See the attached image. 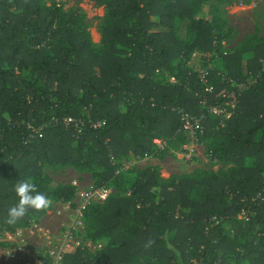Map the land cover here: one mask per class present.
Instances as JSON below:
<instances>
[{
    "label": "trees",
    "instance_id": "16d2710c",
    "mask_svg": "<svg viewBox=\"0 0 264 264\" xmlns=\"http://www.w3.org/2000/svg\"><path fill=\"white\" fill-rule=\"evenodd\" d=\"M91 1L103 8L98 44L78 9L0 0V232L27 227L50 207L6 222L18 202L13 186L25 177L73 207L75 186L52 189L43 175L68 166L89 173L94 187L125 186L80 211L85 237L106 244L76 247L62 264H264V38L222 55L208 70L207 93L187 61L228 36L216 4L208 21L193 18L199 0ZM182 20L184 41L175 33ZM228 80L247 87L237 91ZM227 94L229 116L211 114ZM180 111L200 118L193 137ZM62 117L79 120V131ZM191 141L230 166L166 179L154 165L127 176L118 170L124 158L180 151ZM41 263L50 264L47 253Z\"/></svg>",
    "mask_w": 264,
    "mask_h": 264
},
{
    "label": "rangeland",
    "instance_id": "374dc122",
    "mask_svg": "<svg viewBox=\"0 0 264 264\" xmlns=\"http://www.w3.org/2000/svg\"><path fill=\"white\" fill-rule=\"evenodd\" d=\"M51 2L60 5L63 10L78 9L83 16L91 41L98 44V24L103 15L102 6L95 5L91 0H45L46 5ZM211 4H216L218 16L225 21L223 29H229V34L219 43L218 50L213 49L207 53L195 51L187 61V66L193 70L217 67L222 55L239 50L244 44L247 42L250 44L256 38H264V0H222L221 2L199 0L193 18L209 21ZM187 26V20L176 22L175 33L182 41L187 36ZM244 55L246 52L243 53ZM21 76L27 77V73L22 72ZM180 151L164 150L141 159L127 157L120 160L118 170H122L126 175L132 169L154 165L157 166L159 176L166 179L173 175L190 174L196 169L223 173L230 166L208 160L205 157L203 143H193L185 148L181 146ZM182 154L186 157L182 158ZM188 154L191 156L189 159H187ZM249 163L250 159H245L244 164L249 165ZM43 175L48 177L52 189L64 184L74 185L76 194L71 201L74 206L51 199L49 209L37 221H32L27 227L16 229L13 233L0 232V264H42L41 257L44 253L49 256L50 264H62V255L72 252L76 247H86L94 252L106 244V239L92 242L85 237L80 214L77 211L79 192L92 183L90 174L77 173L67 166L59 170L46 167ZM110 186L111 193L120 195L124 193L122 191L124 183H111Z\"/></svg>",
    "mask_w": 264,
    "mask_h": 264
},
{
    "label": "built area",
    "instance_id": "2783aa9c",
    "mask_svg": "<svg viewBox=\"0 0 264 264\" xmlns=\"http://www.w3.org/2000/svg\"><path fill=\"white\" fill-rule=\"evenodd\" d=\"M194 53V52H193ZM192 53V54H193ZM191 54V55H192ZM208 70L209 68H202V69H197L195 70L197 72V77L199 79L200 82L204 83L205 87H204V91L209 93L211 91V86L206 84V76L208 75ZM168 81L173 83L174 79L173 77H169ZM228 82L237 90H242L244 88L247 87V85L242 84V83H235L231 80H228ZM224 96V94L222 95ZM230 97H232V100H230ZM226 98H229V100H225L223 104H220L219 106H209L208 107V111L211 114L214 115H224V116H229L230 111L229 109L233 108L234 106V97L233 95L227 94ZM203 102V101H202ZM229 108V109H228ZM180 119L182 122V129L186 132H188L192 137L194 136L195 132L200 131L201 129V124H200V118H196L193 117L192 115H190L187 112L184 111H180ZM60 121L62 123H73L75 124L74 126L77 128V130L79 131V127L76 126V123L79 122L75 121L74 119L70 118V117H62L60 119ZM80 124V122H79ZM102 124L101 121H94L91 122V127L93 128H97ZM153 142L155 145L157 146H161L162 141H160L159 139H153ZM193 141H191L189 144L186 145H182L183 148H185L187 145H192ZM181 152V151H179ZM186 157V155L182 154V158ZM189 154L187 159H189ZM110 192V188L106 187V186H100V187H94L92 185L88 186L87 188L81 190L79 192V205H78V213L80 214V211L84 208L85 205L92 203V202H101L103 201L106 196L108 195V193ZM80 223V221H79Z\"/></svg>",
    "mask_w": 264,
    "mask_h": 264
},
{
    "label": "clouds",
    "instance_id": "9594fccd",
    "mask_svg": "<svg viewBox=\"0 0 264 264\" xmlns=\"http://www.w3.org/2000/svg\"><path fill=\"white\" fill-rule=\"evenodd\" d=\"M13 190L18 197V202L7 210L6 222L10 225H14L22 219L30 208L41 211L51 205V201L38 190L37 184L31 177H25L17 181L13 186Z\"/></svg>",
    "mask_w": 264,
    "mask_h": 264
}]
</instances>
